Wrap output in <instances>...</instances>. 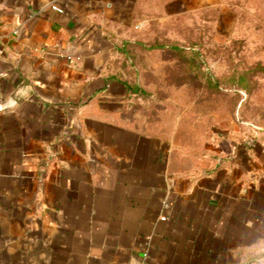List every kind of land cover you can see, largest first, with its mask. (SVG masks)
<instances>
[{
	"label": "crops",
	"instance_id": "1",
	"mask_svg": "<svg viewBox=\"0 0 264 264\" xmlns=\"http://www.w3.org/2000/svg\"><path fill=\"white\" fill-rule=\"evenodd\" d=\"M134 1L0 0V264H264L255 147L185 154L109 80Z\"/></svg>",
	"mask_w": 264,
	"mask_h": 264
},
{
	"label": "rangeland",
	"instance_id": "2",
	"mask_svg": "<svg viewBox=\"0 0 264 264\" xmlns=\"http://www.w3.org/2000/svg\"><path fill=\"white\" fill-rule=\"evenodd\" d=\"M132 12L114 33L132 43L107 71L141 88L134 109L185 154L254 146L264 179V0H135Z\"/></svg>",
	"mask_w": 264,
	"mask_h": 264
},
{
	"label": "trees",
	"instance_id": "3",
	"mask_svg": "<svg viewBox=\"0 0 264 264\" xmlns=\"http://www.w3.org/2000/svg\"><path fill=\"white\" fill-rule=\"evenodd\" d=\"M132 42L131 41H129V40H126L125 42H124V46H126V45H129V44H131ZM142 47H146L147 46V44L145 43V42H140L139 43ZM123 45H119V44H117V52H118V55L119 54H121L122 55V53H124V52H126V50H125V48H124V46ZM151 48V47H150ZM118 57V56H117ZM116 57V58H117ZM116 58L115 59H113V60H111L110 62H112V61H114V60H116ZM110 64V63H109ZM110 65H108V67H109ZM109 80L110 81H115V82H117V83H120L122 86H123V88H124V90H125V101H126V106L127 107H129V108H133L134 109V106L133 105H131L132 103V101L133 100H135V99H139L140 97H141V88L140 87H138V86H132V85H129L128 84V82L123 78V77H121V76H117V74H115V73H112V74H109ZM132 100V101H131Z\"/></svg>",
	"mask_w": 264,
	"mask_h": 264
},
{
	"label": "clouds",
	"instance_id": "4",
	"mask_svg": "<svg viewBox=\"0 0 264 264\" xmlns=\"http://www.w3.org/2000/svg\"><path fill=\"white\" fill-rule=\"evenodd\" d=\"M14 103H15V101H13V105H14ZM13 105L6 106V105H3V104H0V113H4L6 115H10L11 113H5V108L6 107H12Z\"/></svg>",
	"mask_w": 264,
	"mask_h": 264
},
{
	"label": "built area",
	"instance_id": "5",
	"mask_svg": "<svg viewBox=\"0 0 264 264\" xmlns=\"http://www.w3.org/2000/svg\"><path fill=\"white\" fill-rule=\"evenodd\" d=\"M53 9L54 10H57L58 12H61V13H63L64 12V9L63 8H61L60 6H58V5H53ZM165 217H163V219H164Z\"/></svg>",
	"mask_w": 264,
	"mask_h": 264
}]
</instances>
